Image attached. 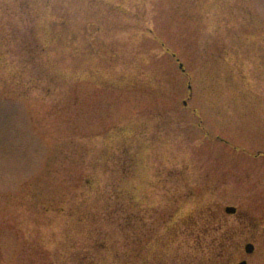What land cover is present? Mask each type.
<instances>
[{"label": "rangeland", "instance_id": "374dc122", "mask_svg": "<svg viewBox=\"0 0 264 264\" xmlns=\"http://www.w3.org/2000/svg\"><path fill=\"white\" fill-rule=\"evenodd\" d=\"M263 227L264 0H0V264H264Z\"/></svg>", "mask_w": 264, "mask_h": 264}, {"label": "water", "instance_id": "95a60500", "mask_svg": "<svg viewBox=\"0 0 264 264\" xmlns=\"http://www.w3.org/2000/svg\"><path fill=\"white\" fill-rule=\"evenodd\" d=\"M225 211H226L227 213H234V212H235V208H234V207H230V206H228V207L225 208ZM253 249H254V247H253L252 244H246V245H245V251H246L247 253H252V252H253ZM238 264H246V262H245V261H241V262L238 263Z\"/></svg>", "mask_w": 264, "mask_h": 264}, {"label": "trees", "instance_id": "16d2710c", "mask_svg": "<svg viewBox=\"0 0 264 264\" xmlns=\"http://www.w3.org/2000/svg\"><path fill=\"white\" fill-rule=\"evenodd\" d=\"M91 1V0H90Z\"/></svg>", "mask_w": 264, "mask_h": 264}]
</instances>
